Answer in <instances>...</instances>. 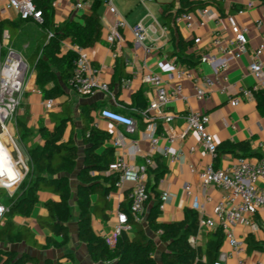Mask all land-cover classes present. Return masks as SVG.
<instances>
[{
  "label": "crops",
  "instance_id": "1",
  "mask_svg": "<svg viewBox=\"0 0 264 264\" xmlns=\"http://www.w3.org/2000/svg\"><path fill=\"white\" fill-rule=\"evenodd\" d=\"M77 1L84 3V9L78 15L89 13L94 2H97L96 9L102 25V37L101 41L94 47L86 49V53L92 66L98 70L102 80L108 84L109 91L96 92L91 96L79 97L69 87H65L66 94L56 101L57 108L55 111L58 110L60 102L69 101L71 103L72 123L65 128L63 139L67 141L72 138L77 148L76 166L74 171L69 174L71 216L67 222L70 235L68 242L60 248H45L46 240L51 234L40 223V219L48 214L46 204L50 201L56 202L59 200L57 195L47 192H37V201L28 216L6 217L2 224L3 226L6 222H10L13 226V234H17L23 227L27 228L30 232V239L34 244H25L20 241L12 243L0 242V250L15 251L18 255L25 253L30 257L36 258L39 264H44L45 262H48V264H110L106 262L94 263L86 246L77 237L78 182L76 175L82 167L84 151L81 139L82 124L78 110L81 103L95 104L98 107L94 113V118L99 114L100 110L105 108L132 116L136 122V131L128 137L130 140L137 141L144 155L150 154L152 152L149 142L144 138L148 122L142 118V111L137 108L135 96L136 94L142 95L146 101L145 106L147 109L149 102L155 96V90L144 83L143 77L147 73L152 72L162 77L169 93L175 85L180 83L183 87V96L187 98V100L179 99L172 102L163 110L165 115H172V121L166 122L163 119L156 121L160 140L157 151L154 153V158L162 157V150L168 145V137L175 136L179 138L181 136L185 129V116L188 110L199 111L210 116L208 132L217 146L223 142L239 143L245 141L250 144L253 153L264 154V117H261L258 113L255 98L248 100L241 96V103L236 108H232L227 101V96L219 92H212L204 101H197L193 97L192 81H178L175 69L172 66V61H176L174 57L176 49L170 41L172 37L190 41L191 45L186 53H193L199 56L209 45L213 33L221 34L225 40L231 37L225 18L227 15H235L236 11L245 5L244 0H192L195 2H214L215 6H209L215 12L214 15L207 20L206 26L199 30H188L183 22L175 23L173 33L164 25L161 14L164 5L172 1H174L173 12H175L178 0H144L143 2H140V0H111V4L126 23V27L120 31V39L113 46L108 45L105 41L106 34L113 24V17L109 14L106 4L108 0H51V14L54 23L63 24L72 16H75L74 12H72V6ZM251 2L254 4L253 9L243 16L236 17L237 23L247 29V52L240 60L236 61L231 60L229 55L226 57L228 62L227 77L231 84L229 93L232 96L239 95L240 89H250L254 85V80L249 73L248 67L252 60L253 51L264 42L255 29V23L264 18V0H251ZM0 22H5L9 25L8 30L10 32L8 30H4V32L8 33L9 40L12 41V44L9 45L7 44L9 40L4 42L1 39L0 44L3 47L6 46L5 49L11 47L16 50V46L14 47L13 45L16 42H24L23 52L25 53L28 47L38 45L41 36L39 24L31 21H21L15 11L4 9L2 1H0ZM136 24H141L145 29L147 39L143 44H136L133 38L132 28ZM196 38L200 39L198 44L194 43ZM149 46L153 50L150 53H145L144 48ZM63 49H72L69 41L64 42ZM229 49L231 50V47ZM23 52L18 53L29 63V57H26V53L24 54ZM210 53L216 56L217 59H222L216 54L214 49ZM261 60L264 65V51L261 55ZM191 71L198 78L204 76L212 77V68L205 64H200L196 69H191ZM133 76L136 78L132 85L128 89L122 88V82ZM33 86L35 87H33V91L28 93L27 98L24 99L25 107H22L24 112L18 117V122L25 124L30 132L27 137L19 139L27 162V151L35 145L43 144L39 134L40 128L47 127L52 129L53 127L49 119L50 113H46L42 107L41 103L43 100L35 86L34 80ZM96 128L109 134V139L105 143L106 147H112V139L117 132H124L123 127L105 120H99ZM174 147L179 153H182L178 160L175 161L163 158L167 172L154 190V193L158 196L157 201L162 192H168L171 196L170 203L161 211L158 221L160 223L180 222L183 220L185 212L188 211H195L199 218L202 216L212 217L216 202L225 196V192L217 188L202 189L199 183V174L209 165L214 166L215 164V168L227 167L234 163L237 157L225 154L219 157L217 161H214L215 157L210 156L201 148L193 133H189L184 139L179 140ZM191 147L195 148L193 153H189ZM120 152V150H114V155L117 156ZM249 158L254 159L256 157L252 156ZM142 164L143 160L141 157H138L133 163V165L137 166ZM148 184L153 185V177L150 174ZM132 185L131 181H125L121 187L115 188L108 197L110 202V209L106 213L108 218L103 221L94 219L92 222L94 232L104 238L111 249L116 247L118 240L114 230L118 225V214L122 213L120 207H129L128 193ZM185 186L191 188V195L186 194ZM153 196V193H151L152 199ZM93 199L95 201L96 196ZM153 202L151 200L145 209L142 225L147 236L156 242L155 259L158 264H161V255L166 251L167 247L159 241L158 234L152 232L145 224L149 206ZM255 221L259 226L257 232H252L249 228L242 226H238L235 232L237 237L244 240V242L248 236H252L263 246L262 251L252 250L248 252L246 250V263L264 264V213L259 214ZM126 232L132 237L134 230L131 228V230ZM209 232L210 230L207 228L200 227L197 236L194 237L196 246L201 247L202 250L205 249ZM228 252L229 248L224 243L220 254ZM223 264H235V260L229 257L223 261Z\"/></svg>",
  "mask_w": 264,
  "mask_h": 264
},
{
  "label": "trees",
  "instance_id": "2",
  "mask_svg": "<svg viewBox=\"0 0 264 264\" xmlns=\"http://www.w3.org/2000/svg\"><path fill=\"white\" fill-rule=\"evenodd\" d=\"M51 0H34L36 8L42 13V22L38 23L41 36L35 51L29 56L28 61L34 73V83L39 90L42 100L53 99L58 101L66 94L64 88L74 70V61L77 53L74 47L90 49L101 41L102 25L96 9L92 5L90 12L72 16L63 24H55L51 14ZM215 6L214 2H195L192 0H178L174 10V1L165 4L161 17L164 25L173 33L175 19L181 13H195L200 8ZM34 22L32 20H29ZM28 22V21H27ZM5 22H0V43L4 30H8ZM9 31V30H8ZM10 32V31H9ZM69 41L72 49L64 50V42ZM176 49L177 63L188 69H196L200 65L199 56L187 54L191 45L190 41L172 37L170 40ZM137 108L145 111L146 101L141 94H136ZM257 110L264 117V90L255 94ZM98 107L95 104L81 103L79 117L81 120V139L84 146L82 167L77 173V237L83 243L91 260L94 263L106 262L110 264H158L155 259L156 242L149 238L142 223L135 222L131 217L129 207L120 211L126 215L127 224L134 230L130 237L122 231L111 249L107 241L98 236L92 227L94 219L106 220L107 211L110 209L109 195L115 190L119 181V174L103 176L114 162L115 155L111 146H105L109 134L98 130L94 125V113ZM126 115V114H125ZM130 116V115H129ZM132 117V116H130ZM52 129L41 127L39 134L42 145H35L27 151L29 171L20 183L17 191L10 199L9 210L6 217L28 216L37 201V192H47L57 195L59 200L46 204L48 214L40 219V223L50 232L45 248H60L69 240L67 222L71 216L69 174L76 166L77 148L72 138L65 141L64 130L72 123V110L69 101L60 102L58 110L49 114ZM29 130L22 122H17L16 137L19 139L29 135ZM225 154L237 158L256 157L264 159V154L253 153L248 142H223L216 148L215 160ZM155 168L149 171L153 177V185L148 184L149 199L145 204L149 206L145 218L146 227L157 233L159 241L166 245V251L161 255V264H214L218 261L221 248L224 244V234L220 228L209 232L205 249L189 243L190 237H196L199 231V215L195 211L185 212L180 222L160 223L159 200L154 193L157 185L165 176L167 170L162 157L154 158ZM214 167L215 164H214ZM1 191V190H0ZM153 193V199L151 197ZM96 196L94 201L93 197ZM145 215V214H144ZM59 238V240H57ZM20 241L25 244H34L30 239L27 228H21L13 234V226L6 222L0 227V242L12 243ZM247 251H262L263 246L252 236L245 240ZM0 264H39L36 258L23 253L18 255L15 251L0 250ZM44 264H48L45 262Z\"/></svg>",
  "mask_w": 264,
  "mask_h": 264
},
{
  "label": "built area",
  "instance_id": "3",
  "mask_svg": "<svg viewBox=\"0 0 264 264\" xmlns=\"http://www.w3.org/2000/svg\"><path fill=\"white\" fill-rule=\"evenodd\" d=\"M0 1L3 2L5 10L15 11L21 21L42 22V13L36 8L34 0ZM143 1L140 0V2ZM244 1L245 5L238 9L235 15H227L225 18L231 37L225 40L221 34L213 33L209 45L199 55L200 64L212 68V77L198 78L191 69L172 61L177 80L192 81L193 97L197 101H204L212 92H219L227 96V101L232 108H236L241 103V96L253 100L255 94L264 90V65L261 60L264 42H262L253 51L248 67L254 85L250 89H240L237 96H232L229 93L231 84L227 77L228 62L226 57L229 55L231 60L236 61L240 60L247 52V29L237 23L236 17L243 16L252 10L254 4L251 0ZM106 4L109 14L113 17V24L106 34L105 41L108 45L113 46L120 39V31L126 27V23L111 4V0H108ZM83 9L84 3L81 1H77L72 6L75 16H78ZM214 13L213 9L209 7L200 8L195 13H181L175 19V23L183 22L188 30H199L206 26L207 20ZM255 29L264 40V18L255 23ZM132 35L136 44H143L147 39L145 29L141 24H136L132 28ZM9 39L8 33L4 32L2 41L7 42ZM199 42V38L194 40L195 44ZM73 49L77 53V58L74 61L73 73L67 81V86L71 91L79 97L91 96L96 92H108V84L102 80L98 70L92 66L86 50L81 47ZM213 49L222 59H217L210 53ZM152 50L151 46L144 48L145 53H150ZM28 71L27 60L13 48L5 49L2 60L0 53V125L2 128L0 133V190L6 191L10 199L29 171L28 164L24 161L14 142L18 114L24 112L21 107V98ZM135 78L133 76L125 79L122 82V88L128 89ZM143 81L155 90L154 98L149 102L147 109L141 112L142 118L148 122L144 138L149 142L152 153L144 155L137 141L129 139L128 136L136 131V122L129 115L105 108L100 110L93 121L95 127L99 120H105L124 128V132H117L112 139L113 149L121 152L115 156L114 162L108 170L103 172V176L107 177L118 173L119 181L116 183V188L121 187L125 181L132 182L133 185L128 193L129 211L133 220L139 223L144 220L145 204L149 199V171L155 168L154 153L157 151L160 140L156 121L159 119L166 122L172 121V115H165L163 110L179 99L187 100L183 96V87L180 83L175 85L169 93L162 77L158 74L149 72L143 77ZM41 104L46 113H51L57 108V103L53 99L44 100ZM19 109L20 111H18ZM209 124L210 116L208 114L188 110L185 116L184 131L179 138L175 136L167 138L168 145L162 150V158L171 161L178 160L182 152L179 153L174 146L189 133L195 135L201 148L210 156L215 157L217 145L208 132ZM194 151V147L189 149V153ZM138 157L143 160L141 166L133 165ZM198 178L202 189L217 188L225 192V196L216 202L212 217L202 216L199 218V228L204 227L210 231L220 228L224 234V243L229 248V252L220 254L218 261L214 264H223V261L229 257L235 260V264H247L245 260L247 246L244 240L237 237L235 230L238 226L249 228L252 232H257L259 229L255 218L264 213V159L239 157L234 163L224 168H215L213 165H209L199 174ZM184 189L187 195H191L189 186H185ZM170 201V194L162 192L159 196V211H163ZM8 210V207L0 201V227ZM129 230L131 227L127 224L126 215L118 214L115 235L119 236L122 231ZM189 243L196 246L194 237L189 238Z\"/></svg>",
  "mask_w": 264,
  "mask_h": 264
},
{
  "label": "rangeland",
  "instance_id": "4",
  "mask_svg": "<svg viewBox=\"0 0 264 264\" xmlns=\"http://www.w3.org/2000/svg\"><path fill=\"white\" fill-rule=\"evenodd\" d=\"M7 44H9V45L12 44V41L9 40ZM24 45H25L24 42L23 43L22 42H20V43L16 42L13 46L14 47L16 46L15 47L16 48V50H15L16 52L18 51V52L22 53L23 50H24ZM5 47L6 46L3 47L2 44H0L1 60L3 59V56L5 55ZM36 47H37L36 45H32L31 47H28V49L25 52L26 54L24 52L23 53L26 55V57H29L35 51ZM28 67H29V71H28V75L26 77V81L24 83V89H23V94H22V98H21V107H23V108L25 107V100L24 99H26L28 93L32 92L33 89L35 88L33 86L34 74L32 73V66H31L30 63H28ZM26 91H28V92H26ZM18 111H20V109ZM19 116H21V113L18 114V117ZM14 142L19 147V149H20V151H21V153L23 154V157H24L25 156V152H24V150L22 148V145H21V142H20L19 138L18 137H14ZM24 161L26 162V164H28V162L25 159V157H24ZM0 201H1V203H3L4 205H6L9 208L10 198L8 197L7 192L4 191V190L0 191Z\"/></svg>",
  "mask_w": 264,
  "mask_h": 264
},
{
  "label": "water",
  "instance_id": "5",
  "mask_svg": "<svg viewBox=\"0 0 264 264\" xmlns=\"http://www.w3.org/2000/svg\"><path fill=\"white\" fill-rule=\"evenodd\" d=\"M1 131H2V128H1V125H0V133H1Z\"/></svg>",
  "mask_w": 264,
  "mask_h": 264
}]
</instances>
